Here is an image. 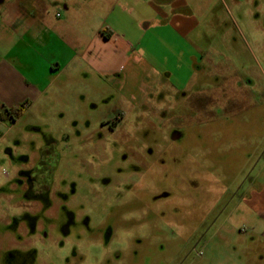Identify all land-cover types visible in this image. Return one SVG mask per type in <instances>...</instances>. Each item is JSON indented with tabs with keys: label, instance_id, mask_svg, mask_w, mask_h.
<instances>
[{
	"label": "rangeland",
	"instance_id": "1",
	"mask_svg": "<svg viewBox=\"0 0 264 264\" xmlns=\"http://www.w3.org/2000/svg\"><path fill=\"white\" fill-rule=\"evenodd\" d=\"M35 1L19 3L30 13ZM44 1L51 22L70 2ZM187 1L173 11L199 20L186 35L149 29L121 70L79 69L76 99L66 88L0 121V264H264V0ZM90 3L77 0L84 18ZM97 5L103 13L107 0ZM28 173L64 206L45 219L38 251L20 230Z\"/></svg>",
	"mask_w": 264,
	"mask_h": 264
},
{
	"label": "crops",
	"instance_id": "2",
	"mask_svg": "<svg viewBox=\"0 0 264 264\" xmlns=\"http://www.w3.org/2000/svg\"><path fill=\"white\" fill-rule=\"evenodd\" d=\"M90 1V18L83 17L77 0H70L63 5L65 12L56 13L57 19L51 22L44 0L34 3L30 13L21 8L20 0H2L0 110L24 102H29L27 109L42 101L52 103L66 88L72 93L69 99H76L75 73L85 64L94 67L96 73L110 75L126 65L129 51L132 57L134 44L137 48L149 29L172 26L186 35L199 22L193 14L173 12L187 7V0H107L103 13L93 12L99 10L100 0ZM145 7L154 15L146 17ZM19 17L25 18L19 21ZM126 22L139 23L127 31L122 29ZM22 41L26 44L24 52H15ZM53 47L57 51L51 54ZM66 75L71 77L67 83L63 82Z\"/></svg>",
	"mask_w": 264,
	"mask_h": 264
},
{
	"label": "flooded vegetation",
	"instance_id": "3",
	"mask_svg": "<svg viewBox=\"0 0 264 264\" xmlns=\"http://www.w3.org/2000/svg\"><path fill=\"white\" fill-rule=\"evenodd\" d=\"M2 1V0H0ZM38 0H36L34 3H38ZM22 6V4H21ZM4 109V108H2ZM1 109V110H2ZM9 109V108H6ZM0 110V112H1ZM17 120V119H16ZM15 120V121H16ZM2 121V120H0ZM14 121V122H15ZM2 122H9V123H14V122H10V121H2ZM29 178H28V182L26 185V189H25V194L27 196H29V200L26 201L25 204H22V207H24L25 212L23 214H21V219L24 218V220L27 222V229H25L24 227H22L21 233L22 234H26L28 237L27 239H24L22 242L24 244H27L28 246H26V248H30L34 245V247L31 248V251H38L37 250V246L38 245H43L47 244V240H49V235L46 229H48L50 227V223H47V221L45 220L46 218L51 220V218L56 215L57 213H59V210L61 207H64L63 205L59 207H56L54 209V205L51 202V197H50V185L46 182V180H41L36 178L34 175H32V173H28ZM2 186H0V192L2 190ZM15 189H12L10 186V191L7 194L8 195V199H3L5 202H8V209L5 208V210L3 211L5 216L10 218V222H12V220H15L17 218V214L15 212V208H16V200H15V193H14ZM158 199V197H156ZM70 215V216H69ZM68 215V222L72 221V216L71 214ZM66 223V224H67ZM65 224V225H66ZM64 225V226H65ZM48 226V227H46ZM63 227V226H62ZM69 229L66 227H63L61 234H59L57 236V245L59 246V248H64L67 245H69V242L66 241V238H64V234H68ZM112 238V235H109L107 239H105V241H110ZM63 239V241H61ZM14 244V243H13ZM66 245V246H65ZM42 247V246H39ZM75 248L73 247V252L72 255H74L75 253ZM110 254H112V252L106 250V255L109 256ZM115 258L114 261L115 263L117 262H122V253L120 251H115ZM8 257L10 260H12L14 258V250L13 249H9L8 250ZM107 260V259H106ZM82 261H86L85 259H83ZM81 261V262H82ZM68 262V261H67ZM79 264H82V263ZM89 262H86L85 264H87Z\"/></svg>",
	"mask_w": 264,
	"mask_h": 264
},
{
	"label": "trees",
	"instance_id": "4",
	"mask_svg": "<svg viewBox=\"0 0 264 264\" xmlns=\"http://www.w3.org/2000/svg\"><path fill=\"white\" fill-rule=\"evenodd\" d=\"M29 105V102H24L23 104L17 106V107H12L9 109H2L0 112V120L2 121H10L14 122L16 119H18L27 109Z\"/></svg>",
	"mask_w": 264,
	"mask_h": 264
}]
</instances>
